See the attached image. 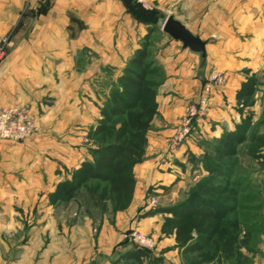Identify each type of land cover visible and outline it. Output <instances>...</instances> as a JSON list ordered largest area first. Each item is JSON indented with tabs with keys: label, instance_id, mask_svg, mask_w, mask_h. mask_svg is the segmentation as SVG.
Wrapping results in <instances>:
<instances>
[{
	"label": "crops",
	"instance_id": "crops-1",
	"mask_svg": "<svg viewBox=\"0 0 264 264\" xmlns=\"http://www.w3.org/2000/svg\"><path fill=\"white\" fill-rule=\"evenodd\" d=\"M149 1L152 19L143 21L132 0H43L33 14L24 18L27 0H0V35L14 30L16 36L14 47L0 62V108L20 103L39 117V130L27 141H0V264H122L117 259L129 247H119L113 256L112 249L123 236L116 230L134 226H141L158 239L156 251L164 254L163 264H186L175 257L182 249L174 234H161L162 215L169 218L170 214L135 217L138 186L141 178L156 184L179 177L182 173L174 160L184 163L181 160L186 150L202 153L193 139L172 152L167 148L183 111V101L189 96L187 91L198 88L196 78L200 74L220 67L229 69L233 79L237 78L234 68L240 66L234 65V56L245 54L246 47H255V42L259 67L264 64V0ZM161 15L163 22L173 17L205 41V55L183 48L165 34L162 20L155 18ZM235 27L248 34L245 42L235 37ZM153 28L157 35L155 42L150 38L152 58L165 80L157 94L158 114L148 133L144 161L134 167L136 185L130 205L115 214L114 226L101 229L96 243H50L31 256L27 250L36 247L27 244L25 236L10 240L11 235H19L22 230L18 224L13 226L12 219L26 216L24 205H20L25 202L26 187L57 184V164L52 158L59 149H66L65 140L57 142L58 139H76L79 133L96 125L103 103L97 92L105 89L106 78L110 79L107 75L115 79L121 74L126 61ZM175 90L181 91L180 98L172 96ZM162 91L171 92L161 96ZM231 93L230 89L222 93L226 103L217 95L213 97L209 128L202 121L196 123L200 139L218 138L224 131L234 130L229 109ZM68 151L75 169L89 159L87 150L79 145ZM77 154H82L79 162L75 160ZM254 262L264 264V258Z\"/></svg>",
	"mask_w": 264,
	"mask_h": 264
},
{
	"label": "rangeland",
	"instance_id": "rangeland-1",
	"mask_svg": "<svg viewBox=\"0 0 264 264\" xmlns=\"http://www.w3.org/2000/svg\"><path fill=\"white\" fill-rule=\"evenodd\" d=\"M42 1L43 0H37L35 4H32L33 0H27L25 11L22 12L23 18L26 15L29 16V14H33L34 10H37V7ZM132 1L134 2V0ZM145 11L152 12V6L150 10ZM155 18L158 22L161 20L163 22L164 20L162 15L159 17L156 16ZM156 35L157 31L153 28L150 38H152L154 42L156 41ZM15 37L14 30L5 35H0V47L3 48V57L0 59V62L6 58L8 51L14 47ZM235 37L238 38V40H243L245 42V38L248 37V34H245V32H242L241 30L238 31V28L235 27ZM2 40H5V42H2ZM255 43V47L251 46L250 49L246 47L248 51L245 50V54L238 55L237 57L235 54L234 65L237 63L238 66H240L234 68V70L238 71L237 78L234 77L233 79V76L230 75L231 72H229V69L213 67L206 75L200 74V78H196L197 82H200L197 89L193 88L192 90L187 91L189 96L186 95L187 98L183 101V111L179 117V121L184 115L187 105L196 103L205 93V84L208 82V77L212 70H216L225 77V83L221 86L215 87L211 91L209 111L206 116L197 119L195 124L193 123L190 135L182 143L184 144L186 141L193 139L191 141H196L195 144L202 148V153L197 152L196 149L190 151L186 150L183 154L184 159L181 160L184 163L178 164V160H174L175 164L179 166V170L183 176L169 177L168 180L164 181L162 179L158 183L155 182L156 184H154V182L149 183L147 180L141 178L138 186L137 199L135 200V203L138 204L135 212L136 218L146 217V214L151 211L171 208L193 197V192L195 191L197 184L208 175L205 168L208 164L205 159L214 156L213 150L215 147H218L220 136H222L221 134L218 138L207 136L206 138L200 139L196 129V123L202 121V124L207 125L206 128H209L211 122V102L213 97L217 95L222 102L226 103V98L222 96V93H225L227 89H230L232 93L229 109H231L230 112L234 119L233 129L235 130L239 125H242L244 119L245 122L248 123L247 126H249L243 141L235 145V156L225 160L228 163L231 161H235L236 163L234 166L229 164L224 168L226 172L230 171L232 173V179H229L227 184L224 179L220 177L218 178V183L225 189V194L235 191L234 200L232 199V201L228 203L233 210L225 215L222 220V225L226 227L227 231L230 233L231 230L228 228V225L233 221L237 222L238 239L235 244L236 252L234 255L220 253V248H217L211 242L201 252L189 253L180 251L178 255L175 254L176 258L183 259L186 264H255L256 262H254V260L264 258V64L262 63L260 66L261 68L259 67L258 53L255 49L257 48V42ZM150 53L151 57H153V48H150ZM240 61H243L244 63H241ZM107 76L110 77V79L108 80V78H106L105 89L97 92L102 101L107 97L112 88V83H114L113 76ZM164 80L165 75L162 73L161 85ZM246 84H252L250 89L253 94L248 105L243 104L236 98L238 92L247 91L245 86H243ZM231 85L233 88H231ZM159 87L157 89V94ZM166 93L165 91H162L160 94L161 96H166L168 95ZM180 94L181 91H172V96L175 98H180ZM14 105L26 107L32 122L36 127V130L32 135L23 141H19L22 143L27 141L39 130V117L34 114L29 107L20 103L10 104L4 107ZM88 130L84 131L85 133L82 131L83 134L79 133V136L76 139H58L57 142L65 140V144L63 143V145L66 149H59L58 154L52 158L54 159L53 162L57 164L55 170V175H58L57 184L53 185L52 183L51 187H46L45 185H42L41 187L31 185L27 186L25 189V202L20 203V205H24L26 216L25 218L12 219L13 226L18 224L22 230L19 235H11L10 240L12 241V239L17 237L21 240V237L25 236L27 244L33 243V247H36L27 250L31 256L34 255L35 252L40 253L42 251L39 250V247H47L50 243H57L58 245L66 242L77 243L81 241L96 243L101 233V229L104 226L110 227L115 224V214L117 212L113 213L109 204L106 205L105 210L101 209L97 201L90 197L86 188H82L70 196H63L59 194L57 190V185L64 180L69 179L75 170L73 167L74 163L71 161V155L68 151L70 147L77 148L79 145L82 148L84 147L85 150L89 148L86 138ZM78 132H80V129H78ZM225 132L226 131L223 133ZM67 145L69 147H67ZM79 154L76 155V162H79L80 156L82 155ZM191 158L194 159L195 163L194 161H191ZM150 198L156 200V205L154 207L147 205ZM16 204L17 203H15V205ZM39 211L43 213L42 216H39ZM45 211H49V213L44 214ZM165 220L166 218L162 215L161 234L167 236L168 234L165 233L166 231H162V226L166 228ZM190 225L191 222L189 221L184 223L185 233L183 237L185 238V241L195 239L198 235ZM132 229L152 238L155 243L153 249H150L148 258H146L147 260H143L142 264H149L150 260L153 258L159 259V264H163L165 259L164 254L160 252L157 253L156 251L158 239L153 237L152 233L141 229V226H134ZM132 229L127 228L126 230H116V232H122L123 236L119 244L113 247V256L117 255L119 247L125 248L135 245L130 235ZM71 230L73 233L70 234ZM66 231L68 232V235H66ZM1 238L2 236L0 234V240ZM53 252L56 253V251ZM202 256H204V259L209 260L200 261L199 259H201ZM220 258L229 259L231 262H222ZM130 264L136 263L130 262Z\"/></svg>",
	"mask_w": 264,
	"mask_h": 264
},
{
	"label": "trees",
	"instance_id": "trees-1",
	"mask_svg": "<svg viewBox=\"0 0 264 264\" xmlns=\"http://www.w3.org/2000/svg\"><path fill=\"white\" fill-rule=\"evenodd\" d=\"M133 3L139 19H152V12L145 11ZM152 30H148L139 48L126 61L121 74L114 79L112 88L99 108L96 125L87 132L89 159L82 161L69 179L57 185L59 194L70 196L86 188L101 209L105 210L109 204L113 213L124 211L130 205L136 185L134 167L144 161L148 133L153 119L158 114L157 89L162 82V72L150 53ZM243 86L247 91L238 92L236 98L248 105L253 95L250 89L252 84ZM247 124L244 119L242 125L235 130L222 133L218 147L213 150L214 156L205 159L208 175L197 184L193 197L171 208L146 214H170L165 220L166 228L162 226V231L174 234L175 242L183 252H201L212 242L220 248V253L235 254L237 222L233 221L228 225L230 233L222 225L225 215L233 210L228 203L234 200L235 191L225 194L218 178L224 179L227 184L228 180L232 179V173L226 172L224 168L236 163H228L225 160L235 156V145L245 138L249 129ZM191 161L194 159L191 158ZM186 221L191 222L190 226L198 234L190 241H185L183 237ZM128 247L117 262L121 260L122 264H142L143 260L148 258L150 250L135 245ZM158 260L153 258L149 264H159ZM199 260L209 259L202 256ZM220 260L231 262L229 259Z\"/></svg>",
	"mask_w": 264,
	"mask_h": 264
},
{
	"label": "built area",
	"instance_id": "built-area-1",
	"mask_svg": "<svg viewBox=\"0 0 264 264\" xmlns=\"http://www.w3.org/2000/svg\"><path fill=\"white\" fill-rule=\"evenodd\" d=\"M134 2L145 10L151 9L149 0H134ZM2 42H5V40H2ZM2 57L3 48L0 47V59ZM224 83L225 77L216 70H212L208 77V82L205 84V93L196 103L187 105L184 115L175 128V133L168 142V152H172L180 147L184 140L190 135L193 123L195 124L197 119L206 116L209 111L211 91ZM35 128L26 107L14 105L0 108V140L11 142L23 141L35 132ZM147 205L154 207L156 205V200L150 198ZM130 235L137 247L148 250L153 249L155 243L152 238L141 234L135 229H132Z\"/></svg>",
	"mask_w": 264,
	"mask_h": 264
},
{
	"label": "water",
	"instance_id": "water-1",
	"mask_svg": "<svg viewBox=\"0 0 264 264\" xmlns=\"http://www.w3.org/2000/svg\"><path fill=\"white\" fill-rule=\"evenodd\" d=\"M162 31L171 37L173 40L182 44L183 48H187L192 52L205 55V41H202L198 36L190 33L181 23L167 17L162 25Z\"/></svg>",
	"mask_w": 264,
	"mask_h": 264
}]
</instances>
